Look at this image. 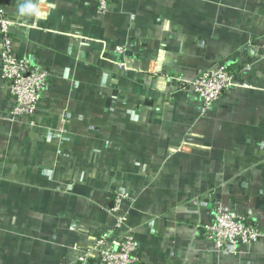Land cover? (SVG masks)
Wrapping results in <instances>:
<instances>
[{
    "label": "crops",
    "instance_id": "obj_1",
    "mask_svg": "<svg viewBox=\"0 0 264 264\" xmlns=\"http://www.w3.org/2000/svg\"><path fill=\"white\" fill-rule=\"evenodd\" d=\"M0 7L14 55L50 75L16 119L0 74V264L75 263L116 195L139 264H264V242L216 252L201 230L217 208L264 227V0ZM220 62L236 84L202 112L176 80Z\"/></svg>",
    "mask_w": 264,
    "mask_h": 264
},
{
    "label": "built area",
    "instance_id": "obj_2",
    "mask_svg": "<svg viewBox=\"0 0 264 264\" xmlns=\"http://www.w3.org/2000/svg\"><path fill=\"white\" fill-rule=\"evenodd\" d=\"M94 1L97 13L106 14L109 0ZM13 24L0 7V74L13 103V118H33L49 86L50 75L36 68L28 59L14 55L11 33ZM122 50L121 47L116 48L117 52ZM229 66L224 62L213 63L192 81L180 78L176 81L191 88L201 101L202 112H205L236 84V77ZM110 212L113 218L111 227L100 231L75 263L61 264H139L140 246L128 227L123 197H114ZM201 230L206 242L216 252L238 241L243 244L264 242V227L236 213L224 212L221 208L216 209L214 222Z\"/></svg>",
    "mask_w": 264,
    "mask_h": 264
},
{
    "label": "clouds",
    "instance_id": "obj_3",
    "mask_svg": "<svg viewBox=\"0 0 264 264\" xmlns=\"http://www.w3.org/2000/svg\"><path fill=\"white\" fill-rule=\"evenodd\" d=\"M33 8V5L31 4H24L20 7L19 11L22 15L29 14V10Z\"/></svg>",
    "mask_w": 264,
    "mask_h": 264
},
{
    "label": "trees",
    "instance_id": "obj_4",
    "mask_svg": "<svg viewBox=\"0 0 264 264\" xmlns=\"http://www.w3.org/2000/svg\"><path fill=\"white\" fill-rule=\"evenodd\" d=\"M229 67H230L231 71H233V73H234V76L236 77V76H237V72H236V71H234L233 67H231V66H229Z\"/></svg>",
    "mask_w": 264,
    "mask_h": 264
}]
</instances>
